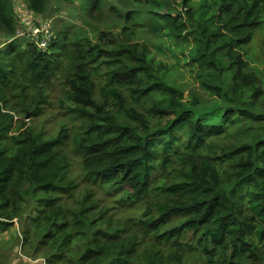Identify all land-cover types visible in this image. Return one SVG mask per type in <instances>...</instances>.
Listing matches in <instances>:
<instances>
[{"label": "trees", "instance_id": "1", "mask_svg": "<svg viewBox=\"0 0 264 264\" xmlns=\"http://www.w3.org/2000/svg\"><path fill=\"white\" fill-rule=\"evenodd\" d=\"M22 1L48 18L51 0ZM55 3L82 23L61 20L44 51L0 0V230L18 221L22 252L45 264H264V59H246L264 0ZM143 32L190 47L207 98L185 101ZM55 82L75 131L49 136L16 117L42 116ZM116 195L141 213L114 220Z\"/></svg>", "mask_w": 264, "mask_h": 264}, {"label": "rangeland", "instance_id": "2", "mask_svg": "<svg viewBox=\"0 0 264 264\" xmlns=\"http://www.w3.org/2000/svg\"><path fill=\"white\" fill-rule=\"evenodd\" d=\"M109 1L113 3L117 2V0ZM205 1L211 3L213 0H191V2L196 4V8H199ZM14 4L17 14L19 13L20 20L34 21L33 16L28 12L27 5L22 0H14ZM208 8L209 9L203 14V18L211 24L214 21L213 14L215 12L212 10L211 4ZM110 15L112 14H109V17ZM46 20L51 22L55 34L60 29L59 26L61 25V20L64 21L63 23H67V25H75L76 27L82 23L79 14L72 12L68 4H64L63 8L58 10L55 0H51L50 2L49 15ZM116 30L115 32H117ZM1 35L2 31L0 30V37ZM138 40L146 43L150 48L152 55H154L156 59L167 63L170 66L171 71L176 73L174 74V78L185 84V101L189 99L191 89H197L204 98H207V94L201 90L200 84L194 80L191 71L186 66V60L188 58L186 55L189 53L190 47L175 49L172 46V42L165 35L150 34L146 32L139 33ZM2 42L3 40L0 38V43ZM255 44L256 53L250 51L246 56V59L250 60L253 65L260 66L258 62L264 59L263 37L257 35ZM4 47L5 46H1L2 49ZM63 96L64 87L60 85L59 82H55L54 90L50 93V104L46 107L45 113L42 116L32 120L28 117H16V119H21L19 121L27 123V127H32L36 129V131L42 130L49 136L56 135L62 126H65L70 132H73L75 129L73 128L72 120H69V117L66 116L61 109L60 101ZM261 101L264 102V96L261 98ZM100 197L105 198L106 196L102 195ZM117 199L118 195L114 197L111 196L106 202V206L110 209L109 216L113 217L114 220L120 218L125 220L141 213V210L137 211L136 208L121 206L117 202ZM22 239V229L18 221H15L13 226L8 229L3 231L0 230V264H45L43 258L34 259L24 255L22 252Z\"/></svg>", "mask_w": 264, "mask_h": 264}, {"label": "built area", "instance_id": "3", "mask_svg": "<svg viewBox=\"0 0 264 264\" xmlns=\"http://www.w3.org/2000/svg\"><path fill=\"white\" fill-rule=\"evenodd\" d=\"M27 9L28 12L31 13V16H33L34 21L20 20L18 13V28L16 36L19 38H30L40 49L46 51L53 39V27L51 22L41 16H37L33 11L29 10L28 7Z\"/></svg>", "mask_w": 264, "mask_h": 264}]
</instances>
